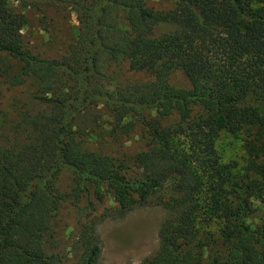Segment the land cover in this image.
Returning <instances> with one entry per match:
<instances>
[{
	"label": "trees",
	"instance_id": "16d2710c",
	"mask_svg": "<svg viewBox=\"0 0 264 264\" xmlns=\"http://www.w3.org/2000/svg\"><path fill=\"white\" fill-rule=\"evenodd\" d=\"M171 1L156 11L147 0H0V78L32 88L0 141V264H69L57 228L65 203L84 195L111 196L121 217L167 208L143 264H264V0ZM13 2L86 19L60 58H44L26 48L28 19ZM139 125L148 149L128 165L108 149ZM223 133L244 135L243 170L222 161ZM95 202L71 264H102L110 210L100 218Z\"/></svg>",
	"mask_w": 264,
	"mask_h": 264
},
{
	"label": "rangeland",
	"instance_id": "374dc122",
	"mask_svg": "<svg viewBox=\"0 0 264 264\" xmlns=\"http://www.w3.org/2000/svg\"><path fill=\"white\" fill-rule=\"evenodd\" d=\"M147 6L156 11H167L174 5L171 0H147ZM11 7L16 12L24 13L28 19V25L23 30L26 48L34 54L50 59L60 58L67 51L69 45L76 39L82 26V19H86L85 16H79L66 7L40 9L14 2L11 3ZM2 57L0 54V59ZM7 63L9 64V60ZM16 71L18 68L12 69V75ZM135 78L147 79L144 75ZM173 81L178 86H187V81L181 73H177ZM30 93H32L30 83L12 86L6 78H0V141L6 142L13 137V129L20 120V114L28 103ZM104 119L111 121L107 115H104ZM130 136L131 140H118L114 147L108 149L119 160L125 159L128 165L133 163L137 154L148 149L149 143L141 125ZM217 149L223 162H235L238 164L237 170H243L247 162L244 135L223 133L218 140ZM130 174L133 175L132 172ZM58 185L63 192H70L74 186L71 174L64 171ZM89 201L95 202L93 195H84L80 199L70 198L60 215L56 242L69 264L76 259L79 218L85 212ZM95 204L98 206L100 218L110 210L99 225L104 242L102 264H143L147 258L157 253L160 246V231L169 215L165 206L156 202L150 206L139 207L121 217L114 211L115 204L111 196L106 195L102 204L98 202ZM213 231L218 238L216 226Z\"/></svg>",
	"mask_w": 264,
	"mask_h": 264
}]
</instances>
